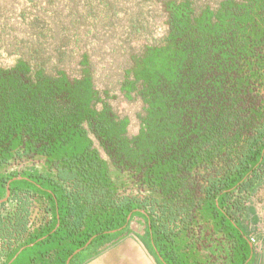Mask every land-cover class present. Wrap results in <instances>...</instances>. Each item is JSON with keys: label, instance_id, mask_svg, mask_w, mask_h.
<instances>
[{"label": "trees", "instance_id": "1", "mask_svg": "<svg viewBox=\"0 0 264 264\" xmlns=\"http://www.w3.org/2000/svg\"><path fill=\"white\" fill-rule=\"evenodd\" d=\"M146 1L164 15L166 32L129 56L120 84L126 100L142 104L137 134L128 137V120L96 91L87 53L73 76L63 66L45 67L28 49L0 68V170L14 157L37 156L55 172L54 179L20 177L39 185L42 194L35 192L51 204V226L29 242L52 244L39 253L59 254L47 264H66L77 250L69 264H82L112 231L117 238L127 232L133 217L146 223L147 247L163 264L165 256L172 264H247L240 222L264 184V0H223L215 9ZM90 135L150 197L114 185ZM9 175H0V199L16 177ZM19 203L13 228L21 234L29 212L26 201ZM215 241L223 256L217 263Z\"/></svg>", "mask_w": 264, "mask_h": 264}, {"label": "rangeland", "instance_id": "2", "mask_svg": "<svg viewBox=\"0 0 264 264\" xmlns=\"http://www.w3.org/2000/svg\"><path fill=\"white\" fill-rule=\"evenodd\" d=\"M190 1L196 9H215L223 0ZM164 22L160 9L146 0H0V68L12 67L20 54L36 49L45 67L63 66L74 76L80 55L87 53L96 91L118 117L128 120L127 135L131 138L139 130L142 104L139 99L126 100L120 92V84L129 67V56L137 53L143 45L158 43L166 32ZM37 34L43 37L40 36L37 45L33 46L32 38ZM90 139L100 157L107 161L116 187L132 197L144 199L151 196L138 176L131 177L128 172L117 171L94 136L90 135ZM42 162V157H23L1 169L0 174L21 173L33 169L32 165L41 171ZM29 173L22 172L20 177ZM9 183L11 188L25 192L40 191L39 185L22 180L13 179ZM42 186L47 189V185ZM7 206L8 210L0 213L1 217L4 216L0 224L10 226L13 223L9 215L12 202L9 201ZM136 218L133 217L130 223ZM261 227L264 234V225ZM245 235L251 238L256 234L245 231ZM36 247L40 249L44 245ZM164 260L172 264L169 257L165 256Z\"/></svg>", "mask_w": 264, "mask_h": 264}, {"label": "crops", "instance_id": "3", "mask_svg": "<svg viewBox=\"0 0 264 264\" xmlns=\"http://www.w3.org/2000/svg\"><path fill=\"white\" fill-rule=\"evenodd\" d=\"M14 197H16V195L9 193L7 198L4 195V197L0 199H5L0 203L1 214L3 211L8 210V200ZM25 201L28 204L29 215L25 230L21 234H18L13 228L15 223L14 220L10 226L8 224H0V264H47L48 260L55 263L59 254L54 253L50 258L39 254L40 252H44L47 247L52 246V244H41L44 245V247L40 249L36 247V245L34 246V244H29L36 235L51 226V221L53 219L51 204L45 196L37 192H31L30 196H28ZM251 205L253 207L252 212L246 217L250 225L251 223L253 224L255 218L259 217L262 213V207L264 206V184L258 193L251 199ZM1 214L0 218H3L4 216L1 217ZM257 223L259 222L257 221ZM261 226L263 225H259L256 230L260 231L262 228ZM57 227L58 225H56V228ZM254 230L255 227L251 228L250 232ZM144 231V221L140 218H136L135 221L129 224L128 231L118 238L117 231H112L110 233V235H112L111 241L100 247L97 254H93L91 257L89 256L82 264H163L160 262V259H158L159 257L156 259L154 254L148 249ZM251 238L254 237L252 236ZM42 240L43 239H40L39 242ZM90 242L91 240L88 241L84 248H86ZM68 244L69 242H65V246ZM81 251L82 250L75 251L73 256L78 255ZM72 257L66 261V264L67 262L69 264Z\"/></svg>", "mask_w": 264, "mask_h": 264}, {"label": "flooded vegetation", "instance_id": "4", "mask_svg": "<svg viewBox=\"0 0 264 264\" xmlns=\"http://www.w3.org/2000/svg\"><path fill=\"white\" fill-rule=\"evenodd\" d=\"M24 157H26V156H24ZM14 158L21 159L23 157H14ZM14 158H12V159H14ZM27 158H31V157H27ZM11 162L9 164H7L5 167H3V169H5L6 167L12 165ZM13 162H15V161H13ZM32 166H33V169H29V170L26 169V170H24L22 172H28L29 171L30 173L31 172H34V173L40 174V175H44V174L50 175V173H51L50 176L53 179L55 178V172L53 170L52 171H48L47 168L45 167V159H43V162L40 165L41 166V169H42L41 171H39L38 169H34V167H36L35 165H32ZM21 173H19V172L18 173L17 172H13V174L16 175L15 179L16 178H20V174ZM0 175L3 176V177H6L7 176L6 174H0ZM9 186H10V184H9ZM63 187H65V186H63ZM258 191H257V193H258ZM30 193H31V191L25 192L23 190H16L15 192H12V194L16 195V197L11 198L10 200H8V201H11L12 202V209L10 210L11 212L9 214L10 215V218H11V221H13V220L16 221V216H17V212H18V209H19V205H20L19 201L20 200L21 201H25L27 199V197L30 196ZM250 207H251V212H252V208H253L252 205H250ZM2 220H3V218H0V222ZM257 221L259 223H257ZM253 222L254 223L253 224L251 223V225H250L249 222H248V220L246 218L244 220H242L240 222L241 231L243 233H245V231H250L251 228H253V227H255V230H256V229H258L257 227L259 225H264V206L262 207V213L260 214V216L259 217H256ZM145 229H146V223H145ZM255 230H254V233H256V232L257 233H256V235H255L254 238H248L246 235L244 236V238H248V246H249V249H250V257H249V260L247 261V264H264V234L261 232V230L260 231H257L256 230V232H255ZM252 239L254 240L253 243H251V240ZM200 245H201V248L204 247V244L200 243ZM214 245L216 246L215 247L216 248L215 249L216 255H215V257L213 259L215 260V263H217L218 258H222L223 257L221 254L218 255V248H219V245H220V241H215L214 242ZM170 263L171 262H169V264Z\"/></svg>", "mask_w": 264, "mask_h": 264}, {"label": "water", "instance_id": "5", "mask_svg": "<svg viewBox=\"0 0 264 264\" xmlns=\"http://www.w3.org/2000/svg\"><path fill=\"white\" fill-rule=\"evenodd\" d=\"M15 181H17V180H23L22 178H16V179H14ZM10 184V183H9ZM9 184H8V186L6 187V191H5V197L7 198L8 196H9ZM5 200V199H4ZM4 200H0V203L1 202H3ZM67 264H68V262H67Z\"/></svg>", "mask_w": 264, "mask_h": 264}, {"label": "bare ground", "instance_id": "6", "mask_svg": "<svg viewBox=\"0 0 264 264\" xmlns=\"http://www.w3.org/2000/svg\"><path fill=\"white\" fill-rule=\"evenodd\" d=\"M253 242H254V240L252 239V240H251V243H253ZM253 245H254V244H253Z\"/></svg>", "mask_w": 264, "mask_h": 264}]
</instances>
